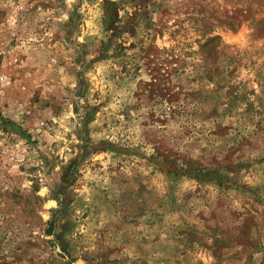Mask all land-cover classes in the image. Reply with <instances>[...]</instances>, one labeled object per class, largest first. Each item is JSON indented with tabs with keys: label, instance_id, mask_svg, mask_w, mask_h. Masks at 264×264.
Listing matches in <instances>:
<instances>
[{
	"label": "rangeland",
	"instance_id": "rangeland-1",
	"mask_svg": "<svg viewBox=\"0 0 264 264\" xmlns=\"http://www.w3.org/2000/svg\"><path fill=\"white\" fill-rule=\"evenodd\" d=\"M0 264H264V0H0Z\"/></svg>",
	"mask_w": 264,
	"mask_h": 264
}]
</instances>
